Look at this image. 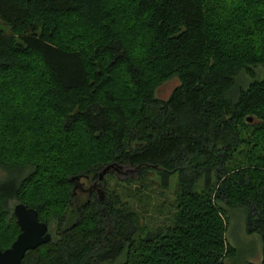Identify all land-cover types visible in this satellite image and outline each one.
Here are the masks:
<instances>
[{"label":"trees","instance_id":"1","mask_svg":"<svg viewBox=\"0 0 264 264\" xmlns=\"http://www.w3.org/2000/svg\"><path fill=\"white\" fill-rule=\"evenodd\" d=\"M0 23V250L14 202L52 235L21 264H224L232 210L264 264V0H0ZM109 165L177 175L171 225L148 229L112 173L73 194Z\"/></svg>","mask_w":264,"mask_h":264},{"label":"rangeland","instance_id":"2","mask_svg":"<svg viewBox=\"0 0 264 264\" xmlns=\"http://www.w3.org/2000/svg\"><path fill=\"white\" fill-rule=\"evenodd\" d=\"M0 29H3L1 23ZM177 83L178 79L174 77L162 84L156 91V98L168 100ZM237 86L234 90L237 89ZM5 173L4 169L0 168V185L12 180L10 175H5ZM139 178L137 169L121 166L117 171H112V176L106 179L105 190L119 194L121 201L138 214L148 229L153 231L157 228L168 227L172 223L175 212L178 176L170 177L166 181V186H164L161 177L154 173L146 174L143 180ZM15 205L14 202H11L7 208L13 212ZM227 215L226 240L235 252L224 260V264H260L262 244L259 236L249 235L246 232L245 217L239 211L229 210Z\"/></svg>","mask_w":264,"mask_h":264},{"label":"water","instance_id":"3","mask_svg":"<svg viewBox=\"0 0 264 264\" xmlns=\"http://www.w3.org/2000/svg\"><path fill=\"white\" fill-rule=\"evenodd\" d=\"M252 122V119H248ZM120 166L109 165L99 173L98 181L101 183L105 175L117 171ZM83 177L74 176L71 182L75 184L73 192L78 189V184ZM100 197H103L102 190ZM19 227V235L11 246L2 251L0 250V264H21L25 255L39 246L46 245L52 241V235L46 224L39 222L36 210L27 208L25 205L17 203L12 212Z\"/></svg>","mask_w":264,"mask_h":264},{"label":"flooded vegetation","instance_id":"4","mask_svg":"<svg viewBox=\"0 0 264 264\" xmlns=\"http://www.w3.org/2000/svg\"><path fill=\"white\" fill-rule=\"evenodd\" d=\"M78 185V189L73 192V194L76 196L81 195L87 197L93 193L100 195V191L104 190V186L98 180L95 182H90L87 177H83ZM74 186L75 184H73V187Z\"/></svg>","mask_w":264,"mask_h":264}]
</instances>
